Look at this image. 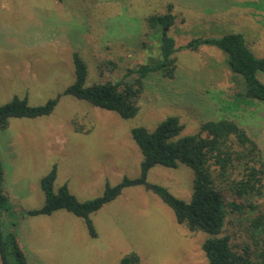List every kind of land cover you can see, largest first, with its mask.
<instances>
[{
  "label": "rangeland",
  "instance_id": "1",
  "mask_svg": "<svg viewBox=\"0 0 264 264\" xmlns=\"http://www.w3.org/2000/svg\"><path fill=\"white\" fill-rule=\"evenodd\" d=\"M14 1L23 2L28 12L55 11L48 7L56 0ZM66 1V15L59 18L3 17L0 106L14 96L28 97L31 105L38 106L63 94L75 80V52L87 64V86L132 82L138 75L129 70L161 59L163 30L150 27L151 6L139 3L141 0ZM177 3L175 23L165 31L175 40L176 75L168 78L159 71L144 80L133 119L63 95L52 114L14 118L8 131L0 129L7 178L10 184L23 180L30 186L31 210L44 205L41 180L54 165L55 191L68 184L81 201L101 196L107 184L116 185L124 177L138 178L142 154L132 130L146 127L153 131L169 117L180 119L185 127L183 135L198 134L207 121L233 119L247 130L264 155V102L254 101L244 108L241 100H234L236 94L246 92V84L231 71L227 54L218 47L182 48L193 39L240 33L254 55L264 57V0ZM155 9V13L164 12L165 4L162 8L158 0ZM258 78L264 83V72ZM50 130L51 138L47 137ZM14 154L26 163L15 175ZM100 170L105 177L99 180L94 177ZM148 181L166 187L179 199L191 200L194 173L186 165L156 166ZM14 202L10 214H4L1 221L5 234H16L28 264H121L132 253L139 256V264H209L203 251L207 234L179 224L173 210L143 186L124 189L117 199L90 215L96 237L90 235L83 219L66 210L50 216H24L28 210L20 211L21 204ZM235 222L229 215L224 234L232 235V244L240 252L250 244V257L256 261L264 246L249 241Z\"/></svg>",
  "mask_w": 264,
  "mask_h": 264
},
{
  "label": "trees",
  "instance_id": "2",
  "mask_svg": "<svg viewBox=\"0 0 264 264\" xmlns=\"http://www.w3.org/2000/svg\"><path fill=\"white\" fill-rule=\"evenodd\" d=\"M62 1V0H58ZM173 4L166 5L163 13L148 17L151 28L163 30L160 39L161 59L151 64L129 70L138 76L132 82L93 84L87 86L88 67L81 55H72L75 80L63 94L49 99L45 104L33 106L28 97L14 96L0 106V128L8 127L11 119H36L53 113L63 95L84 100L94 107L116 112L123 119H133L138 113V100L144 91V80L152 73L162 71L164 76L176 75L177 52L175 40L168 36L165 28L174 25ZM165 33V35H164ZM215 46L224 51L228 65L234 74L240 75L246 92L236 94L234 100L250 107L254 101L264 102V83L258 74L264 72V57H257L249 49L244 36L229 33L220 38H197L182 48L197 50L201 46ZM122 87V88H120ZM184 125L177 117H169L156 129L146 127L132 130V138L142 154L138 178L124 177L116 185L107 184L104 193L96 198L81 201L68 185L55 191L57 166L41 180L45 203L41 208L28 210L24 216L52 215L66 210L83 219L92 237L96 231L90 215L117 199L124 189L143 186L158 195L174 212L179 224L190 231L207 234L203 251L209 264H264V249L256 261L252 260L250 244L238 251L232 244V235L224 234L229 215L235 218V226L243 231L256 246H264V155L258 143L247 130L233 119L207 121L196 135H183ZM186 165L193 170L194 184L189 202L174 196L166 187L148 181L151 169L156 166L178 168ZM4 167L0 158V257L2 264H28L17 236L5 234L1 218L10 214L11 201L4 191ZM140 258L132 253L121 260V264H139Z\"/></svg>",
  "mask_w": 264,
  "mask_h": 264
},
{
  "label": "crops",
  "instance_id": "3",
  "mask_svg": "<svg viewBox=\"0 0 264 264\" xmlns=\"http://www.w3.org/2000/svg\"><path fill=\"white\" fill-rule=\"evenodd\" d=\"M94 1L97 2L98 0H94ZM130 1L132 2V0H130ZM66 2H67L66 0H62V1L56 0V2H54V4H52L51 7H48L49 10L54 9L55 10L54 12L49 11V12L44 13V12L39 11V14H37L35 12H28L27 9L24 10L25 4H23V2L14 1V0H0V23H2L4 21L3 17H8L9 19H13V18L18 19L20 15H24V16L28 15V16H32V17H34L35 15H37V16L39 15L40 19L44 18V17L49 18V16H51V17L56 16L59 18L60 16L66 15L65 7H64V5H66ZM140 2H142V4H144V5L152 7V10L149 11L150 15L155 14V12H156L155 4H158V0H141V1H139V3ZM169 3L173 4L174 8L178 7L177 0H159V4L162 5V8H163V4H165V8H166V5ZM38 5L40 6V8H43L42 4H38ZM40 8L34 7L35 10L40 9ZM174 8H173V10H174ZM163 10L165 11V9H163ZM161 13H163V12H161ZM28 52H31V51H28ZM28 52H26V53H28ZM26 53H23V54H26ZM12 120H14V119H12ZM11 126H12V123L9 122L8 127L3 129V130L8 131V129H10ZM0 129H2V128H0ZM0 132H3V131H0ZM86 135L88 136L90 134H86ZM47 137L51 138V130L48 131ZM64 139H65L64 141H66V142H68V140H69V139H67L66 135H65ZM1 154L2 153L0 151V158L2 160L4 172H5L4 191H5L6 195L9 197L11 202L15 203L14 201H16V202H18V204H21V207H18L20 209V211L23 212L25 209L31 210L32 207H29V204L31 203V200H32L30 198L31 191H32L30 189V186L26 185L23 180H17L16 182L10 184L11 182H9V178H7V170H6L7 165H5V161H4ZM14 156H15V154L12 156V159ZM18 156L19 155H17V157L16 156L14 157V161L12 164L13 165L12 169H13L14 175L18 170L19 171L22 170L23 167L26 165V163L22 162L21 157L18 160ZM101 171L102 170H100L94 178L98 177L99 180L103 179L105 177V173H100ZM14 178H15V176L13 177L12 182L14 181ZM8 182H9V185H8ZM45 216H47V215H45ZM48 216H50V215H48ZM20 247H21V245H20ZM26 258H27V256H26ZM27 261H28V258H27Z\"/></svg>",
  "mask_w": 264,
  "mask_h": 264
},
{
  "label": "water",
  "instance_id": "4",
  "mask_svg": "<svg viewBox=\"0 0 264 264\" xmlns=\"http://www.w3.org/2000/svg\"><path fill=\"white\" fill-rule=\"evenodd\" d=\"M164 30L166 31V30H167V28H165ZM164 35H165V33H164Z\"/></svg>",
  "mask_w": 264,
  "mask_h": 264
}]
</instances>
